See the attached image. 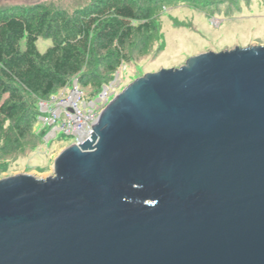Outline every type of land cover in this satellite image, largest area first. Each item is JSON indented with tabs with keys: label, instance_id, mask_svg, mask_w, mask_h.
I'll return each mask as SVG.
<instances>
[{
	"label": "water",
	"instance_id": "water-1",
	"mask_svg": "<svg viewBox=\"0 0 264 264\" xmlns=\"http://www.w3.org/2000/svg\"><path fill=\"white\" fill-rule=\"evenodd\" d=\"M0 180V264H264V45L147 73Z\"/></svg>",
	"mask_w": 264,
	"mask_h": 264
},
{
	"label": "rangeland",
	"instance_id": "rangeland-1",
	"mask_svg": "<svg viewBox=\"0 0 264 264\" xmlns=\"http://www.w3.org/2000/svg\"><path fill=\"white\" fill-rule=\"evenodd\" d=\"M132 3L136 10L149 13L153 24L151 32L137 34L127 45L128 60L122 62L113 75V97L125 87L147 73L161 69L179 68L191 56L206 52H220L235 47L264 45V0H116ZM100 0H0V11L22 12L31 8L38 15L49 13L46 26L75 20L77 14ZM37 8V9H36ZM61 13L63 19L54 20ZM55 33L44 32L37 41L44 52L55 39ZM94 62L85 71L109 77L105 65ZM78 78L74 77L69 85ZM111 81V82H112ZM89 89V88H86ZM59 93L56 90L54 94ZM30 108L6 126H25V120L36 114L35 105L41 97L23 93ZM46 100V99H45ZM88 100L83 96L79 105ZM29 123V122H28ZM61 122L59 121L58 124ZM24 137L0 142V180L18 174L46 178L54 174V162L59 153L74 143V138L61 132L54 139L45 137L44 129L37 120H30ZM18 138V137H16ZM15 139V140H14Z\"/></svg>",
	"mask_w": 264,
	"mask_h": 264
},
{
	"label": "trees",
	"instance_id": "trees-1",
	"mask_svg": "<svg viewBox=\"0 0 264 264\" xmlns=\"http://www.w3.org/2000/svg\"><path fill=\"white\" fill-rule=\"evenodd\" d=\"M99 3L82 10L73 21L67 19L52 26H46L47 11L38 15L33 8L0 11V142L24 137L30 120L39 122L37 104L35 109L31 108L36 114L25 120V126H6L30 111L23 93L45 100L76 77L80 89L94 97L113 80V73L122 62L128 60L126 49L133 37L152 31L149 13L136 10L132 3ZM60 14L56 13L54 20L63 19ZM44 32L55 33L56 37L40 52L37 41ZM94 62H102L110 76L86 72Z\"/></svg>",
	"mask_w": 264,
	"mask_h": 264
},
{
	"label": "built area",
	"instance_id": "built-area-1",
	"mask_svg": "<svg viewBox=\"0 0 264 264\" xmlns=\"http://www.w3.org/2000/svg\"><path fill=\"white\" fill-rule=\"evenodd\" d=\"M70 82L59 90V93H53L48 99L39 103V124L42 125V129L46 132L45 137L49 140L56 138L59 132L73 137L74 143L85 133L89 135L102 110L114 98L111 96L114 81L104 85L94 97L83 92L77 81L74 80L72 85H69ZM84 95L88 100L83 101L80 107L79 103Z\"/></svg>",
	"mask_w": 264,
	"mask_h": 264
}]
</instances>
